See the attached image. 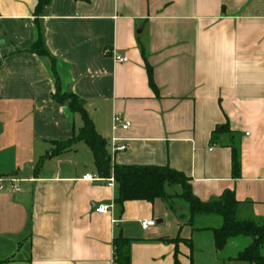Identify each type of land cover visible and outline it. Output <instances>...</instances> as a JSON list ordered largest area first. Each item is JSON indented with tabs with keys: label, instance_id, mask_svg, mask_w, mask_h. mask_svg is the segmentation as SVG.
<instances>
[{
	"label": "crops",
	"instance_id": "obj_1",
	"mask_svg": "<svg viewBox=\"0 0 264 264\" xmlns=\"http://www.w3.org/2000/svg\"><path fill=\"white\" fill-rule=\"evenodd\" d=\"M37 3L0 0V179L20 189L0 190V264H115L119 237L133 241L131 264H248L234 259L251 240L219 252L222 218H191L181 187L122 208L86 144L45 157L84 125L54 99L73 94L109 155L114 138L129 146L112 169H173L200 201L232 195L239 222L264 224V0H50L42 14ZM40 38L47 56L30 52ZM117 115L128 130L114 131Z\"/></svg>",
	"mask_w": 264,
	"mask_h": 264
},
{
	"label": "trees",
	"instance_id": "obj_2",
	"mask_svg": "<svg viewBox=\"0 0 264 264\" xmlns=\"http://www.w3.org/2000/svg\"><path fill=\"white\" fill-rule=\"evenodd\" d=\"M50 0H38L36 13L42 14ZM38 56H47L44 41H39L30 50ZM150 84L155 91L157 88L153 81L151 70L149 71ZM54 99L59 104L68 103L73 113H79L83 119V127L72 139L56 143L50 155L45 158H53L63 153L74 150L79 143L88 146L94 156L97 172L101 178H109L112 172L111 158L107 150V141L97 134L91 118L88 116L82 100L73 94L57 93ZM116 185V204L122 208L127 202L155 200H169L168 187L179 186L183 193L181 198L188 204L191 218L197 215L218 216L223 220L220 229L212 230L216 249L221 252L236 238L251 240V244L234 259L236 262L248 264H264V224L253 222H239L237 220V201L232 195H228L224 203L212 201L202 202L192 192L189 179L181 172L170 168L147 166H113ZM240 158L236 149L232 157V173L234 178H240ZM132 240L119 237L114 240L115 264H131L130 247Z\"/></svg>",
	"mask_w": 264,
	"mask_h": 264
},
{
	"label": "built area",
	"instance_id": "obj_3",
	"mask_svg": "<svg viewBox=\"0 0 264 264\" xmlns=\"http://www.w3.org/2000/svg\"><path fill=\"white\" fill-rule=\"evenodd\" d=\"M105 54L106 55L112 54V52L110 50H106ZM112 56H113L115 63H118V64H124V63H127L129 61V59L127 57H123V56L118 55L116 53H114ZM119 126H121L123 130H128L130 128V124L127 122L123 123L122 117L120 115H117L114 117V128H113L114 131H116L119 128ZM128 149H129L128 145L120 144L119 141L114 138L111 142V148H110V156H111L112 163H114L115 158L118 154L123 153V152L127 151ZM85 180H87V181H102L101 179H95V178H92L91 176H86ZM104 181L107 182V184L110 188L115 189L116 180H115V175H114L113 169H112L110 177ZM6 183H8L10 185V188L12 191L20 192V189L17 186V181L12 180V179H9L8 181L0 179V190L6 189ZM113 208H114V206H100V207H97L95 209V212L97 214H107L110 211H112ZM140 224H141V228L143 231H149V230H151L157 226V223L154 220H145V221H142Z\"/></svg>",
	"mask_w": 264,
	"mask_h": 264
},
{
	"label": "rangeland",
	"instance_id": "obj_4",
	"mask_svg": "<svg viewBox=\"0 0 264 264\" xmlns=\"http://www.w3.org/2000/svg\"><path fill=\"white\" fill-rule=\"evenodd\" d=\"M246 240L249 241V239H246ZM240 248H244V247H242V245H240V246H238L236 248H229L228 254H232L233 252H235V250H238Z\"/></svg>",
	"mask_w": 264,
	"mask_h": 264
}]
</instances>
